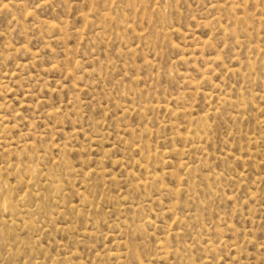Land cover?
Here are the masks:
<instances>
[{
  "label": "rangeland",
  "instance_id": "rangeland-1",
  "mask_svg": "<svg viewBox=\"0 0 264 264\" xmlns=\"http://www.w3.org/2000/svg\"><path fill=\"white\" fill-rule=\"evenodd\" d=\"M0 264H264V0H0Z\"/></svg>",
  "mask_w": 264,
  "mask_h": 264
}]
</instances>
